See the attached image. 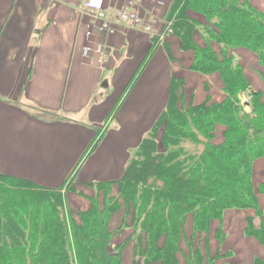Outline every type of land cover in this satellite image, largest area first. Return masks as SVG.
I'll return each instance as SVG.
<instances>
[{"label":"trees","instance_id":"obj_1","mask_svg":"<svg viewBox=\"0 0 264 264\" xmlns=\"http://www.w3.org/2000/svg\"><path fill=\"white\" fill-rule=\"evenodd\" d=\"M169 18L182 50L194 53L191 70L220 76L223 100L208 97L187 106L183 79L173 78L168 105L123 178L87 185L97 192L93 196L78 187L77 174L52 189L0 173V264H100L107 214L122 210L136 239L135 264H180V253L186 264H217L208 237L205 250L197 239L231 210L255 212L246 233L264 245V183L256 189L253 179L255 162L264 159V94L251 89L235 56L237 49L250 50L264 69V16L239 0H176ZM245 93L250 111L242 103ZM66 185L68 192L90 197L88 210L74 213L66 206ZM115 186L119 194L112 196ZM217 236L223 240L222 228ZM124 247H117L109 264H122Z\"/></svg>","mask_w":264,"mask_h":264},{"label":"crops","instance_id":"obj_2","mask_svg":"<svg viewBox=\"0 0 264 264\" xmlns=\"http://www.w3.org/2000/svg\"><path fill=\"white\" fill-rule=\"evenodd\" d=\"M85 1L0 0V173L52 189L77 174L78 187L88 195L91 183L123 178L135 152L162 117L173 78L183 79L187 106L201 105L208 97L219 103L224 92L218 74L205 76L191 70L194 53L183 51L178 37L157 42L149 34L124 27L114 35L99 34L98 22L82 14ZM239 1L264 16V0ZM175 2L139 0L138 13L159 33L165 22H173L169 13ZM124 4L125 0H106L105 8L114 14ZM197 20L206 24L201 17ZM99 45L106 48L101 64L93 52ZM86 48L91 49L89 56ZM235 56L250 83L245 62L253 56L244 49ZM263 72L262 68L264 82ZM250 85L264 94L260 84ZM75 86L80 91H73ZM70 90L74 94L69 96ZM253 179L258 186L264 183V159L255 162ZM262 199L259 196L260 207ZM74 202L79 205L82 200ZM235 213H225L222 227L229 217L230 224L237 220ZM237 216L245 227L243 236H248V218L255 212ZM224 234L220 240L216 232L217 239L227 240ZM208 249L211 257H218L217 264L236 261L235 252L223 249L222 243ZM258 259L264 264V253L252 251L246 264Z\"/></svg>","mask_w":264,"mask_h":264},{"label":"rangeland","instance_id":"obj_3","mask_svg":"<svg viewBox=\"0 0 264 264\" xmlns=\"http://www.w3.org/2000/svg\"><path fill=\"white\" fill-rule=\"evenodd\" d=\"M126 29L132 30V29H128V28H126ZM118 31L119 30H116V32L114 34H116ZM132 31H138L142 34L148 35L147 33H145L144 31H141V30H132ZM240 49L247 50L245 48H240ZM237 50H239V49H237ZM247 51L251 54V56H253V59H248L245 62L247 74H248L249 78L251 79L250 83H252L254 88L260 87L259 84L262 86V88H264V82H263L261 74H260V72L262 70V66L259 63L258 57L253 52H251L250 50H247ZM237 61H238V59H237ZM105 82L106 81L102 82V85ZM71 90H73L72 87H71ZM71 90H70V93H68L69 96L71 94H74V92H72ZM78 90L80 91L79 86H75L73 91L77 92ZM64 91H65V85H64V88H62V90H61L60 103L63 99ZM59 95H60V92H59ZM76 95H78V93ZM98 97L99 96H96V98H94V101ZM241 99H242V103H243V105H245L247 111H250V108H249L250 95L245 93L242 95ZM94 104L95 103L93 102L90 105V107ZM79 120H83V118H80ZM255 177H256V180H258V174L257 173H256ZM70 186L71 185H69L68 187H67V185L65 186V189H63V194H66V192H68V190H71ZM255 187H256V189H258V184H255ZM86 193L90 196L97 194V192H95L93 190H86ZM118 194H119L118 186H115L114 189L112 190L111 195L117 196ZM66 196H68L66 206L68 208L72 209L74 213H76L79 209H87L91 206V201L86 197L79 196L73 192H68L66 194ZM260 196L264 197V195H260ZM74 199L82 200V203L85 202V205H83L82 203L79 205H76L74 202ZM262 200H264V199H262ZM99 205L101 208L105 207L104 200L102 198L100 199ZM260 208L262 210H264V206L261 205ZM64 210L66 212V214H65V212H64V214L68 215V217H69V213L67 212L68 210L66 211V208ZM231 211L238 212V213H235L237 220L236 219L233 220L232 224H230V222H229L230 217H229L228 222L225 223L223 225V227H222V221L223 220L222 221H218V220L213 221L209 234H201L200 237L197 239V244H200V247L204 248V250H205L206 249L205 239L208 237V240H209L208 244H209L210 248H218L220 246V244L222 243L223 249H225V250L229 249V250H232L235 252L234 256L236 258V261H234V264H246V256L248 255V253H251L252 251H258V253L259 252L264 253V250L261 249L264 247L259 242H257L258 240L256 238L246 236V235L243 236V233L245 231V227L240 223V219H238L237 214H239V217L242 218V214H244V212H249L252 210L244 209V210H231ZM125 218H126V215H125L124 210L117 212L116 214H113L112 216H109V214H107L106 226L104 229H102L101 235H100L101 236L100 246H99L100 264H109L111 254L116 252L117 247L120 245H123V244H125V247L123 249V264H134L135 257H136V256H134V244L136 242V239L134 237H131L133 229L131 227H128L127 224L126 225L124 224ZM220 227L224 228V230H225V232L223 231V233H226L227 240L225 239V241H227V244L225 241L221 242L216 237L217 229H219ZM192 232H193V217L190 215L188 217L187 222H186V234L190 235ZM254 244H257L259 246V249L256 248L254 246ZM182 249H184V251H187V247L184 243L182 244ZM184 258H185L184 255L182 253H180V255H179L180 264H186ZM232 263H233V260L230 259L226 264H232Z\"/></svg>","mask_w":264,"mask_h":264},{"label":"built area","instance_id":"obj_4","mask_svg":"<svg viewBox=\"0 0 264 264\" xmlns=\"http://www.w3.org/2000/svg\"><path fill=\"white\" fill-rule=\"evenodd\" d=\"M105 1L86 0L82 6V14H88L98 22L99 34L113 35L119 27H124L144 31L159 42L174 34L172 21L165 22V29L159 33H156L150 25L146 24L138 13L139 0H125L123 7L114 14L105 8ZM105 51L106 48L103 45H99L93 50L95 54L94 60L97 64L103 63ZM90 52L91 49L89 48L84 50L86 56H89Z\"/></svg>","mask_w":264,"mask_h":264},{"label":"water","instance_id":"obj_5","mask_svg":"<svg viewBox=\"0 0 264 264\" xmlns=\"http://www.w3.org/2000/svg\"><path fill=\"white\" fill-rule=\"evenodd\" d=\"M104 85H105L104 87H107V85H108V84H107V82H105V84H104Z\"/></svg>","mask_w":264,"mask_h":264}]
</instances>
